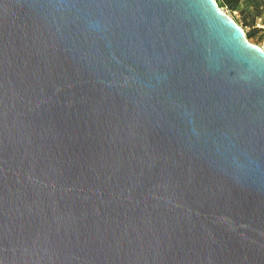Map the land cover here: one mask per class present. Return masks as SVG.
<instances>
[{
	"label": "water",
	"instance_id": "obj_1",
	"mask_svg": "<svg viewBox=\"0 0 264 264\" xmlns=\"http://www.w3.org/2000/svg\"><path fill=\"white\" fill-rule=\"evenodd\" d=\"M0 264H264V48L217 0H0Z\"/></svg>",
	"mask_w": 264,
	"mask_h": 264
},
{
	"label": "rangeland",
	"instance_id": "obj_2",
	"mask_svg": "<svg viewBox=\"0 0 264 264\" xmlns=\"http://www.w3.org/2000/svg\"><path fill=\"white\" fill-rule=\"evenodd\" d=\"M218 3L243 27L252 43L264 48V0H247L238 5H231L227 0Z\"/></svg>",
	"mask_w": 264,
	"mask_h": 264
},
{
	"label": "trees",
	"instance_id": "obj_3",
	"mask_svg": "<svg viewBox=\"0 0 264 264\" xmlns=\"http://www.w3.org/2000/svg\"><path fill=\"white\" fill-rule=\"evenodd\" d=\"M219 1V0H217ZM231 5L239 4L240 2L247 1V0H227ZM249 1V0H248ZM249 37V36H248Z\"/></svg>",
	"mask_w": 264,
	"mask_h": 264
},
{
	"label": "bare ground",
	"instance_id": "obj_4",
	"mask_svg": "<svg viewBox=\"0 0 264 264\" xmlns=\"http://www.w3.org/2000/svg\"><path fill=\"white\" fill-rule=\"evenodd\" d=\"M260 46V45H259ZM261 48H263L262 46H260Z\"/></svg>",
	"mask_w": 264,
	"mask_h": 264
}]
</instances>
